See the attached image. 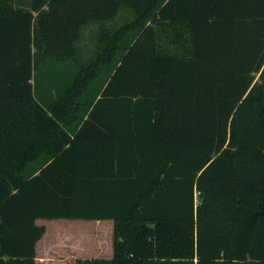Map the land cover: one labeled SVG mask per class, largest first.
<instances>
[{"label":"trees","instance_id":"obj_1","mask_svg":"<svg viewBox=\"0 0 264 264\" xmlns=\"http://www.w3.org/2000/svg\"><path fill=\"white\" fill-rule=\"evenodd\" d=\"M39 219L113 222L74 264H264V0H0V264Z\"/></svg>","mask_w":264,"mask_h":264},{"label":"rangeland","instance_id":"obj_2","mask_svg":"<svg viewBox=\"0 0 264 264\" xmlns=\"http://www.w3.org/2000/svg\"><path fill=\"white\" fill-rule=\"evenodd\" d=\"M130 19V11L122 8L108 24L118 26ZM96 27L97 23L90 22L83 28L79 44L82 57L89 56L94 50ZM37 224L45 228V233L39 241V253L44 254L45 245H51L50 264H74L77 258H111L113 240L111 220L39 219Z\"/></svg>","mask_w":264,"mask_h":264},{"label":"crops","instance_id":"obj_3","mask_svg":"<svg viewBox=\"0 0 264 264\" xmlns=\"http://www.w3.org/2000/svg\"><path fill=\"white\" fill-rule=\"evenodd\" d=\"M37 222H38V220L36 221V224H37ZM39 241L36 243V246H35V264H50V262H51L50 258L52 257V255H51L49 247L51 245L46 244L44 247L45 249L43 251L44 254H40L39 253V244H40ZM111 256H112V251H111ZM80 259H82V258H80Z\"/></svg>","mask_w":264,"mask_h":264}]
</instances>
